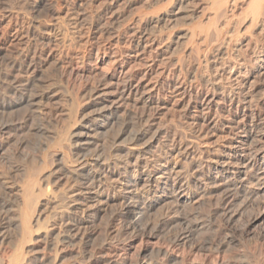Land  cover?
I'll return each mask as SVG.
<instances>
[{
    "label": "rangeland",
    "instance_id": "374dc122",
    "mask_svg": "<svg viewBox=\"0 0 264 264\" xmlns=\"http://www.w3.org/2000/svg\"><path fill=\"white\" fill-rule=\"evenodd\" d=\"M209 1L0 0L2 264H264V13Z\"/></svg>",
    "mask_w": 264,
    "mask_h": 264
},
{
    "label": "bare ground",
    "instance_id": "6f19581e",
    "mask_svg": "<svg viewBox=\"0 0 264 264\" xmlns=\"http://www.w3.org/2000/svg\"><path fill=\"white\" fill-rule=\"evenodd\" d=\"M160 2V1H159ZM182 2H183V0H182ZM185 2V1H184ZM210 2V6L212 7H214V6H217L219 9H221L222 8V10L221 11H223V12H227V11H229V10H231V9H233L235 6H236V4H237V0H210L209 1ZM176 3V2H175ZM251 3H252V5H253V7H254V12H255V14H263L264 12H263V10H264V0H251ZM180 4H182V3H180ZM200 4V3H199ZM165 5V4H164ZM179 5V4H178ZM187 5V4H186ZM186 5H184V6H186ZM248 5V4H247ZM161 6H163V5H161ZM181 6L182 5H180V6H174V7H172L173 9L171 10L173 13H175L176 15H177V13L179 12V10L181 9ZM184 6L182 7V8H184ZM249 7H251L250 5H248ZM186 8V7H185ZM192 9V8H191ZM215 9V8H214ZM169 10V9H168ZM182 10V9H181ZM171 11H169L170 13H172ZM168 14V12H167V10H166V12H164V13H162L161 12V14L159 13V15H157L156 16V18H157V20H159L160 22L163 20L164 21V19H165V16ZM217 14V13H216ZM259 15V16H260ZM217 16V15H216ZM255 17V16H254ZM210 20V19H209ZM147 22V21H146ZM214 23V22H213ZM217 26V25H216ZM215 26V27H216ZM217 28V27H216ZM223 30V29H222ZM148 33V32H147ZM146 32H142V34L140 35V42L138 43L140 46L139 47H144L143 45H144V43H145V41L147 42L148 40H149V34H147ZM220 34V33H219ZM194 35V34H193ZM152 40V39H151ZM150 41V40H149ZM151 42V41H150ZM147 46V45H146ZM144 50V49H143ZM259 55V54H258ZM259 57V56H258ZM113 62V61H112ZM229 67V66H228ZM237 68V67H236ZM235 69V68H234ZM2 71V70H1ZM251 71V70H250ZM229 72V71H228ZM227 72V73H228ZM263 73L264 72V65H262L261 67H260V73ZM3 73V72H2ZM121 73H123V72H121ZM226 73V74H227ZM244 73H246V72H244ZM259 73V72H258ZM257 73V74H258ZM261 73V75H263ZM230 74H232V73H230ZM234 74H236V72H234ZM247 74V73H246ZM246 74H245V76H246ZM229 75V74H228ZM238 75V74H237ZM230 76V75H229ZM239 76H240V74H239ZM250 76V75H249ZM249 76H247V77H249ZM1 77V76H0ZM228 77V76H227ZM226 77V78H227ZM254 77V76H253ZM261 77V76H260ZM2 78V77H1ZM127 78V77H126ZM232 78V77H231ZM231 78H230V80H231ZM239 78V77H238ZM237 78V79H238ZM242 78H243V76H242ZM245 80V79H244ZM11 81V80H10ZM220 81V80H219ZM239 82V81H238ZM237 82V83H238ZM254 81H251V83H252V85L254 84L253 83ZM28 83V82H27ZM125 83V82H124ZM241 85H243L241 82H239ZM16 84V83H15ZM247 84V83H246ZM260 84V83H259ZM133 85V84H132ZM244 86V85H243ZM136 87V86H135ZM242 87V86H241ZM254 87H255V85H254ZM134 86L133 87H131V85L129 84V85H127V83H126V85H124V87H123V91H122V93H123V95H125L126 93L128 94V92L130 93V92H132L134 89ZM245 88V87H244ZM249 88V87H248ZM253 88V87H252ZM121 89V88H120ZM139 89V88H138ZM239 89V88H238ZM247 89V88H246ZM245 89V90H246ZM18 91H20L19 89H17ZM243 90V89H242ZM249 90V89H248ZM248 90H247V92H248ZM236 91H237V89H236ZM239 91H240V89H239ZM21 92V91H20ZM137 92V91H136ZM246 92V93H247ZM15 93V92H14ZM234 93H235V90H234ZM249 93V92H248ZM24 94V93H23ZM262 94V93H261ZM121 95V94H120ZM244 95V94H243ZM242 95V96H243ZM252 95V94H251ZM244 97V96H243ZM231 98V97H230ZM234 99L235 98H237V99H239V96H237L236 97V94H235V96L233 97ZM247 98L248 97H244V98H242V99H239V101L243 104V106H244V109L246 110H248V109H251V108H249V106H248V104H249V101L247 100ZM232 99V98H231ZM232 101V100H231ZM234 101V100H233ZM237 101V100H236ZM251 101V100H250ZM240 102L238 103V104H240ZM251 103H252V101H251ZM253 105H254V103H253ZM239 106V105H238ZM237 106V107H238ZM251 106V105H250ZM259 114V113H258ZM260 115V114H259ZM255 118V117H254ZM259 120V119H258ZM263 119H261V121H262ZM261 121H254L253 122V124L251 125V126H248V127H245L244 128V130L242 131V132H244V136H243V138L239 141V145H238V147H240V148H242V149H248V148H254V147H256L255 146V144H254V139H256L255 137V134L257 133V132H261V131H263L264 132V121L263 122H261ZM252 123V122H251ZM89 125V124H88ZM129 126V125H128ZM86 127H88L87 125H86ZM145 128V127H144ZM77 129V128H76ZM149 129V128H148ZM145 130V129H144ZM130 131V130H129ZM138 131V133H136L134 136H133V141L134 142H137V141H139V140H141V139H143L142 137L144 136V134H145V131H140L139 132V129L137 130ZM131 132V131H130ZM148 132V131H147ZM87 133H88V131H87ZM132 133H133V131H132ZM80 134V133H79ZM85 134V133H84ZM128 134V133H127ZM134 134V133H133ZM148 134V133H147ZM263 134V133H262ZM74 135V134H73ZM76 135H77V133H76ZM86 135V134H85ZM89 135H90V133H89ZM88 135V136H89ZM126 135V134H125ZM149 135V134H148ZM154 135V134H153ZM80 136V135H79ZM88 136H87V138L85 139V141H83L82 143L80 142V144L79 145H81V144H84V143H86L87 142V140H88ZM255 136V137H254ZM257 136H259V135H257ZM149 137V136H148ZM156 137V136H155ZM252 137H254V139L252 138ZM261 137V136H260ZM75 138H76V136H75ZM251 138H252V140H251ZM79 139V138H78ZM148 140V139H147ZM146 140V141H147ZM149 141V140H148ZM259 141V140H258ZM258 141H255V142H258ZM88 144V143H87ZM258 144V143H257ZM256 144V145H257ZM255 149V148H254ZM259 149V148H258ZM257 149V150H258ZM253 150V149H252ZM253 151H255V150H253ZM253 151H249V152H253ZM258 152H259V150H258ZM254 153H256V152H254ZM257 154V153H256ZM252 155V154H251ZM99 156V155H98ZM97 156V157H98ZM243 156V155H242ZM257 157V156H256ZM260 157V156H259ZM252 158V157H251ZM256 159V158H255ZM94 160V159H93ZM254 161V160H253ZM252 161V162H253ZM87 162V161H86ZM249 164H251V163H249ZM261 166V165H260ZM93 169L91 170V172L89 173V176H87V180L89 181V182H100L101 181V179H102V176H103V170L105 169V167H106V163L105 162H103L102 161V159H100V158H97V159H95V161H94V163H93ZM264 167V166H263ZM107 168V167H106ZM243 171V170H242ZM246 179V178H245ZM240 184V183H239ZM234 186V185H233ZM242 187V186H241ZM231 188V187H230ZM229 188V189H230ZM231 189H233V188H231ZM231 191V190H230ZM228 192V191H227ZM234 192V191H233ZM231 194H233V193H230V195ZM234 195H235V193H234ZM228 197V196H227ZM233 197H235V196H233ZM139 200H141V198L139 199ZM230 200V199H229ZM143 201V200H142ZM232 201V200H231ZM139 202V201H138ZM143 203V202H142ZM141 203V204H142ZM5 203H3V205H4ZM140 204V203H139ZM227 204H229V202L227 201ZM6 206V205H5ZM142 213V212H141ZM138 217H139V215H138ZM3 261V260H2ZM2 261H1V259H0V264H2ZM135 263V262H134ZM136 264H157V263H154V262H152L151 260L150 261H148V259L147 260H142V261H136ZM216 264V263H215ZM228 264V263H227ZM231 264V263H230Z\"/></svg>",
    "mask_w": 264,
    "mask_h": 264
}]
</instances>
